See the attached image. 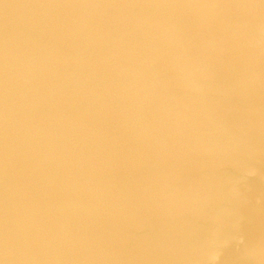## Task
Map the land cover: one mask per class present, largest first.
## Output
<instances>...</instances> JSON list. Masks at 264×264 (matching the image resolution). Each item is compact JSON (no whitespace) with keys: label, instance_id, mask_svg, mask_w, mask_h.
I'll list each match as a JSON object with an SVG mask.
<instances>
[{"label":"water","instance_id":"1","mask_svg":"<svg viewBox=\"0 0 264 264\" xmlns=\"http://www.w3.org/2000/svg\"><path fill=\"white\" fill-rule=\"evenodd\" d=\"M0 264H264V0H0Z\"/></svg>","mask_w":264,"mask_h":264}]
</instances>
